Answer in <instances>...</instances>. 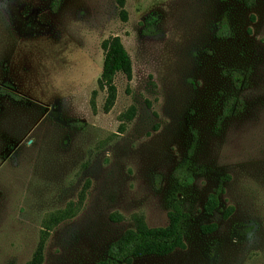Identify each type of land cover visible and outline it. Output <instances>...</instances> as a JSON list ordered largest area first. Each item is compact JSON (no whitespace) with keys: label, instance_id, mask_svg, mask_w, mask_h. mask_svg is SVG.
<instances>
[{"label":"rangeland","instance_id":"374dc122","mask_svg":"<svg viewBox=\"0 0 264 264\" xmlns=\"http://www.w3.org/2000/svg\"><path fill=\"white\" fill-rule=\"evenodd\" d=\"M49 2L0 0V88L22 98L0 94V264H26L43 230L39 264H95L132 215L165 225L172 193L183 247L130 264H264V0H125V21L114 0H61L54 12ZM148 14L157 20L143 34ZM111 35L131 77L114 76L103 112L99 44ZM190 144L178 187L172 171ZM69 202L71 215L43 228Z\"/></svg>","mask_w":264,"mask_h":264},{"label":"trees","instance_id":"16d2710c","mask_svg":"<svg viewBox=\"0 0 264 264\" xmlns=\"http://www.w3.org/2000/svg\"><path fill=\"white\" fill-rule=\"evenodd\" d=\"M118 7V15L120 20H126V10L124 9L125 0H114ZM225 1V0H222ZM246 3L252 2V0H244ZM61 0H50L49 7L52 12L56 11ZM156 16L148 14L143 18L142 30L143 34H151L153 26L156 23ZM228 26L226 19L222 17L218 22L216 29V35L219 37H225L228 34ZM102 50V61L100 67V73L96 79V85L99 90H103L105 93L101 110L107 112L113 105L116 95V88L114 85V76L117 73H121L126 80H130L131 77V61L128 53L123 47L120 38L117 35H111L101 40L99 44ZM237 75L234 74L233 80L236 81ZM235 85H237L235 83ZM1 95H8L13 99H22L12 88H0ZM96 90H91L89 96V107L92 112L95 111V98ZM234 98L226 97L221 104V111L218 120L227 117L231 113L232 104ZM135 112L134 106L130 105L124 112L118 114L117 129L122 130L124 123L131 120ZM193 150V144H190L187 149V158L180 164L174 167L172 171L175 184L178 187H185L190 181V170H188L189 161L187 160ZM220 192V188L217 187L212 193H210L204 202V211L209 213L216 208L218 200L217 195ZM79 200L81 194H79ZM176 194L172 193L168 199L169 210L167 212V222L163 226H147L139 214L132 215V227L124 230L121 235L113 241L106 250V255L95 264H130L131 260L136 257L144 255H166L172 252L176 248L183 247V219L184 213L182 212L178 201L176 200ZM71 202H69L64 208L57 209L51 212L45 218L42 226L48 229L52 225L58 223L60 220L67 218L72 213ZM225 215V214H224ZM113 217V216H112ZM119 216H115L118 219ZM214 228V224L203 226L202 229L211 231ZM46 232H41L37 246L26 264H39L42 259V245L43 238Z\"/></svg>","mask_w":264,"mask_h":264}]
</instances>
